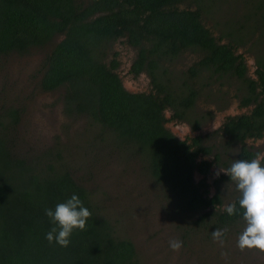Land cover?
Masks as SVG:
<instances>
[{"label":"trees","instance_id":"16d2710c","mask_svg":"<svg viewBox=\"0 0 264 264\" xmlns=\"http://www.w3.org/2000/svg\"><path fill=\"white\" fill-rule=\"evenodd\" d=\"M186 1L196 8L181 7ZM203 1L0 0V55L26 54L62 36L47 56L42 89L63 88L64 113L88 116L124 144L180 213L222 202L219 191L209 193L213 163L206 156L214 155L217 162L227 143L237 142L242 144L239 158L252 160L256 154L245 141L264 133V54L257 60L256 77L250 76L237 47L252 31L239 26L216 36L204 22ZM253 16L258 32L253 42L264 44V0ZM120 38L137 49L130 72H146L151 90L125 88L117 72L118 53L109 59L112 43ZM190 51L199 59L176 74L171 68L175 59ZM204 76L226 84L235 81L239 105L252 108L227 116L215 132L181 139L166 123L184 120L199 129L206 118L200 121L192 113L203 89L196 84ZM20 115L12 106L0 113V264H139L133 241L118 233L61 156L17 153L13 132ZM195 173L202 175L199 180ZM73 194L92 213L86 229L75 230L66 248L50 244L46 233L54 225L45 209L54 210ZM239 199L236 215L217 210L202 217L218 227L230 225L242 219Z\"/></svg>","mask_w":264,"mask_h":264},{"label":"rangeland","instance_id":"374dc122","mask_svg":"<svg viewBox=\"0 0 264 264\" xmlns=\"http://www.w3.org/2000/svg\"><path fill=\"white\" fill-rule=\"evenodd\" d=\"M259 1L204 0L202 7L204 22L216 36L225 35L239 26L252 31L250 37L237 47V52L244 55L248 74L252 77H256L260 53L264 54L262 41L261 44L253 42L258 35L253 14ZM181 7L196 8V5L186 1ZM61 38L57 36L50 44L32 48L26 54L0 55V113L9 106L20 109L21 113L13 132L17 153L27 158L51 152L56 158L61 156L72 176L93 193L118 233L133 241L139 264H264V252L258 249L241 251L237 246L239 235L246 227L243 218L218 227L202 217L204 214L212 216L213 211H223L227 204L241 198L226 173L221 172L219 177L215 173L219 167L227 169L234 160L240 159L238 153L242 144L227 143L228 147L220 152L217 162L214 155L205 157L213 163L208 174L209 193L213 196L219 191L221 204L193 213L178 212L167 202L164 189L151 179L124 144L91 123L88 116L69 117L64 113L63 88L56 91L42 89L47 56ZM224 41H228V37ZM114 52L118 53L117 72L124 86L132 92L151 90L146 72L137 76L130 72L137 49L128 44L126 38H120L112 43L109 59ZM198 59L195 53L185 52L175 59L171 68L181 75ZM203 78L196 84L203 89L192 113L200 121L201 117L206 118L199 129L193 130L184 120L170 119L166 123L181 139L215 132L227 116L249 112L252 108L239 105V85L235 81L226 84L208 80L207 76ZM170 114V111L166 112L167 117ZM245 146L256 152V158H260L264 166V137L247 139ZM201 176L195 173L196 180ZM217 228L225 231L223 245L212 238L211 233ZM173 239L182 241L179 251L169 247V241Z\"/></svg>","mask_w":264,"mask_h":264},{"label":"clouds","instance_id":"9594fccd","mask_svg":"<svg viewBox=\"0 0 264 264\" xmlns=\"http://www.w3.org/2000/svg\"><path fill=\"white\" fill-rule=\"evenodd\" d=\"M226 173L241 194L238 200L239 208L243 210L242 218L246 227L239 235L237 246L241 251L245 249H258L264 252V166L260 158L252 160L236 159L227 169L218 168L215 175ZM229 216L238 214L236 203L225 206ZM45 215L54 225L46 233L47 241L56 243L61 247H68L71 236L75 230L84 231L87 221L92 213L83 205L78 195L73 194L65 202L58 203L55 209H45ZM214 241L223 245L225 231L217 228L211 233ZM169 247L179 251L182 241L170 240Z\"/></svg>","mask_w":264,"mask_h":264},{"label":"flooded vegetation","instance_id":"af4514ba","mask_svg":"<svg viewBox=\"0 0 264 264\" xmlns=\"http://www.w3.org/2000/svg\"><path fill=\"white\" fill-rule=\"evenodd\" d=\"M126 88V87H125ZM127 89V88H126ZM128 90V89H127ZM130 91V90H129ZM132 92V91H131ZM225 121V120H224ZM223 124V123H222ZM222 126V125H221ZM264 137V133H263V135L261 136V137H250V138H248V139H254V140H257V139H262ZM249 150H251V149H249ZM251 151H253V150H251ZM255 154H256V152L255 151H253ZM256 158V155H255V157L253 158V159H255ZM212 168V167H211Z\"/></svg>","mask_w":264,"mask_h":264}]
</instances>
